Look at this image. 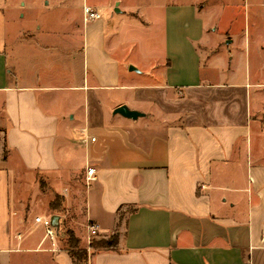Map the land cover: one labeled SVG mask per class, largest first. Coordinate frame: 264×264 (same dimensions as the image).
I'll list each match as a JSON object with an SVG mask.
<instances>
[{
	"label": "crops",
	"instance_id": "1",
	"mask_svg": "<svg viewBox=\"0 0 264 264\" xmlns=\"http://www.w3.org/2000/svg\"><path fill=\"white\" fill-rule=\"evenodd\" d=\"M207 3L166 6V63L145 69L106 50L102 13L85 4L102 19L85 21L78 51L57 61L63 85L17 75L0 16V264H73L36 222L56 216L35 211L38 179L70 210L90 168L83 226L118 245L88 264H264V115L248 90L264 84L204 78L223 74ZM122 105L144 116L115 114Z\"/></svg>",
	"mask_w": 264,
	"mask_h": 264
},
{
	"label": "rangeland",
	"instance_id": "2",
	"mask_svg": "<svg viewBox=\"0 0 264 264\" xmlns=\"http://www.w3.org/2000/svg\"><path fill=\"white\" fill-rule=\"evenodd\" d=\"M206 1L207 7L204 10L203 6L201 13L210 28L211 45L223 43L212 62L223 74L203 72L204 78H220L219 81L227 84L234 80L264 84V0H0L8 62L12 66L16 64L17 75L29 84L30 78L36 76L47 84H65L68 78L64 77L63 66L58 64L78 51L83 42L86 4L96 6L102 13L101 22L105 26L99 32L100 40L103 38L106 50L123 66L131 63L136 69H145L148 64H165L166 6ZM183 25L180 24V30L184 29ZM231 41L234 42L230 44ZM30 56L36 57L32 65ZM205 60L203 55V62ZM248 90L252 109L259 106L264 115V87L253 86ZM182 97L181 93L177 94L178 99ZM38 180L44 197L40 198L39 206L35 205V211L42 213L45 206L44 210L51 214L49 204L58 193L45 176ZM89 183L87 177L81 175L78 187L72 188L77 190L79 201L72 202L70 210L66 199L63 204L68 228L73 229L78 238H83L80 246L87 249L91 242L103 239H90L88 225L83 226V200ZM59 238L65 248V238L62 235ZM90 250L88 252H92Z\"/></svg>",
	"mask_w": 264,
	"mask_h": 264
},
{
	"label": "trees",
	"instance_id": "3",
	"mask_svg": "<svg viewBox=\"0 0 264 264\" xmlns=\"http://www.w3.org/2000/svg\"><path fill=\"white\" fill-rule=\"evenodd\" d=\"M65 197L59 194L54 196V199L50 202L49 207L52 215H58L61 217V229L58 232V236L65 238V251L69 253L72 258L73 264H88L89 257L94 253L106 249H115L118 245V235H113L110 239H102L99 241L91 242L88 249L92 252H88L87 248L80 246L81 240L76 236L73 229L68 228L67 219L65 217ZM90 250V251H91Z\"/></svg>",
	"mask_w": 264,
	"mask_h": 264
},
{
	"label": "built area",
	"instance_id": "4",
	"mask_svg": "<svg viewBox=\"0 0 264 264\" xmlns=\"http://www.w3.org/2000/svg\"><path fill=\"white\" fill-rule=\"evenodd\" d=\"M84 14L86 21H97L101 20L102 16L99 12L95 11L90 7H86L84 9ZM91 141H95V138H91ZM96 179L95 177V169L90 168L87 172V180L88 182H92ZM36 222L42 223L43 226L46 228V238L50 239L53 242H56L58 237L57 230L51 224V218H36ZM88 234L89 238L92 237H99V228L96 224H88Z\"/></svg>",
	"mask_w": 264,
	"mask_h": 264
},
{
	"label": "water",
	"instance_id": "5",
	"mask_svg": "<svg viewBox=\"0 0 264 264\" xmlns=\"http://www.w3.org/2000/svg\"><path fill=\"white\" fill-rule=\"evenodd\" d=\"M117 12H118V9H117ZM131 69L136 71V69L133 68V67ZM115 114L121 115V116L126 117L128 119H133V120H136L139 117H143L144 116L143 113L135 111V110H130L125 105H122V106L118 107L115 110ZM51 224L57 230V232L60 231L61 223H60V217L59 216H57V215L56 216H52L51 217Z\"/></svg>",
	"mask_w": 264,
	"mask_h": 264
}]
</instances>
